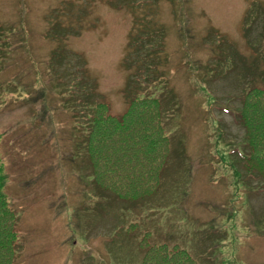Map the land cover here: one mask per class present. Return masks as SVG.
<instances>
[{
  "label": "rangeland",
  "instance_id": "obj_1",
  "mask_svg": "<svg viewBox=\"0 0 264 264\" xmlns=\"http://www.w3.org/2000/svg\"><path fill=\"white\" fill-rule=\"evenodd\" d=\"M0 29V162L20 216L18 264H143L151 212L159 233L147 239L191 253L187 264H264V169L241 158L249 129L235 114L248 89H264V0H0ZM142 44L148 62L129 55ZM81 87L127 119L134 97L162 99L117 140L149 125L156 145L170 139L164 204L133 209L106 191L100 176L132 186L133 158L118 163L116 145L75 157ZM253 102L262 114L264 92ZM149 145L133 153H165Z\"/></svg>",
  "mask_w": 264,
  "mask_h": 264
},
{
  "label": "trees",
  "instance_id": "obj_2",
  "mask_svg": "<svg viewBox=\"0 0 264 264\" xmlns=\"http://www.w3.org/2000/svg\"><path fill=\"white\" fill-rule=\"evenodd\" d=\"M1 31L5 32L3 29H0V32ZM133 43V41L130 43L132 47ZM145 49L147 52H145ZM134 51L137 53L135 59L139 60L141 57H145L146 62H148L147 60L148 57H150V52L145 44H142L141 47H136L129 55H132ZM152 52L157 53L158 50H153ZM55 57L56 59L54 60H56V63H62V65H64V56H62L61 53L55 54ZM62 67L55 65L53 70L59 75V73L63 72ZM83 88L84 87L79 88L80 94L77 96V99L80 98L85 104L84 121L81 125L84 128L77 127L78 134L79 132L80 134L79 137L77 135V138L74 139L73 149L78 151L75 157L85 156L89 159L85 155L87 153L92 160L108 152L109 150H106L108 147L116 145L119 149V153L116 155L118 163H121L127 154L133 158L132 186L128 189L126 186L124 192H119L113 183H110L107 178L103 179L100 176L101 183L105 186L106 191H109L111 193L110 195L113 197L115 196L121 200L131 201L132 204L135 205L133 209H138L139 206L147 207L152 204H164L167 198H171L170 187L176 184L175 182H170L171 179L166 175L164 177L169 157V152L166 151L170 148V139H167L168 143L162 142L156 145L152 140V134L150 135L152 126L149 125L143 129L141 134H132L127 141L117 140V133H126L132 127L134 130L144 109H148L150 112L154 110L162 112V104L160 103L162 99H160V97H150L148 98L149 100H146L134 97L131 105H129L130 119H127L126 115L116 117V115H111L108 111L105 112V108H103L105 105L99 102V100H93L94 93L91 92L88 87L85 89ZM257 92H264V89L258 88V86L248 89L241 106L237 108L235 114L238 120L241 121L243 125L246 124L249 129L246 140H244L245 143H243V151H240L241 158L246 162H254L257 167L264 169V155L257 149V147H260L259 143L263 142L264 145V108L262 114L258 113L256 109L250 111V107H257L255 102L250 106ZM75 94L76 93H74L73 100H77ZM134 119L135 123L133 125ZM143 143H150L149 147L151 149L154 151H163L165 153H161L160 155L149 153L146 156L137 152L133 153L134 148ZM162 146L163 148L161 149ZM137 148L141 149L140 147ZM78 149L82 152L83 156ZM143 158L145 162L140 163V160ZM4 168V165H1L0 162V264H18L17 243L21 236L18 229L20 216L8 199L5 189L7 174ZM112 171L113 170L110 169L108 173ZM142 179L146 181L147 179H150L149 181L152 180L147 184L145 189L141 187ZM156 194H159V198L152 199ZM158 219L159 218L151 212L143 222L144 225H146L144 229H147L141 238L142 242L140 244L143 245L142 248H144L143 264H187L190 261H194L191 253L188 254L187 251L181 250V248H179L178 252L172 253L167 246H163L164 244H151L147 237L149 233H151V235L159 233V231L153 227L154 221H158ZM139 225L142 224L140 222L130 223L128 229L134 230L136 229L135 227L138 228ZM149 226L155 229L152 231ZM166 233L172 234L169 232ZM116 260L118 264L131 262L128 257L123 256L116 257Z\"/></svg>",
  "mask_w": 264,
  "mask_h": 264
}]
</instances>
